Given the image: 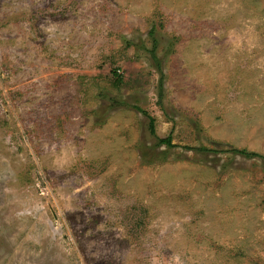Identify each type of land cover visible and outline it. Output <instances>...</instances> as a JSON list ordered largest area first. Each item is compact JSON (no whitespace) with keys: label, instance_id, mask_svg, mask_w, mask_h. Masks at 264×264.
<instances>
[{"label":"rangeland","instance_id":"obj_1","mask_svg":"<svg viewBox=\"0 0 264 264\" xmlns=\"http://www.w3.org/2000/svg\"><path fill=\"white\" fill-rule=\"evenodd\" d=\"M0 264H264V0H0Z\"/></svg>","mask_w":264,"mask_h":264},{"label":"trees","instance_id":"obj_2","mask_svg":"<svg viewBox=\"0 0 264 264\" xmlns=\"http://www.w3.org/2000/svg\"><path fill=\"white\" fill-rule=\"evenodd\" d=\"M161 88H163L162 83H161ZM160 95L161 96L163 95V91L162 90H160ZM149 119H150V122H149L150 130L155 135L156 134L155 119L152 116H149ZM171 139H172V137L168 136L166 138H160L159 141H160V143H167L168 145H173ZM233 151L237 152V153H240V154H243V155L248 156V157L261 156V154H259L257 152H250L247 149L235 148Z\"/></svg>","mask_w":264,"mask_h":264}]
</instances>
